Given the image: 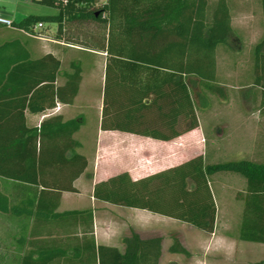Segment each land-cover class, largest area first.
<instances>
[{
	"label": "trees",
	"instance_id": "trees-1",
	"mask_svg": "<svg viewBox=\"0 0 264 264\" xmlns=\"http://www.w3.org/2000/svg\"><path fill=\"white\" fill-rule=\"evenodd\" d=\"M32 1L57 9L58 14L30 15L13 22L14 28L34 33L39 23H56L57 39L106 54L103 131L171 142L199 128L198 112L210 107V95H225L218 84L217 49L231 47L235 35L227 0ZM262 5L264 18V0ZM89 26L94 30L85 32ZM253 57L255 83L261 91L260 113L264 115V37L254 46ZM46 58L54 62L53 73L43 86L40 62ZM42 60L33 59L20 40L0 41V214L41 219L69 229L73 226V233L68 235L81 234L82 238H61V242L67 240V248L61 247L58 254L63 264H160L162 237L143 238L131 230L121 240L122 250L97 246L92 211L58 212L62 193L76 192L74 182L88 168L87 159L78 153L82 146L74 139L85 120L80 116L65 122L55 116L30 128L26 112L38 114L53 109L56 98L62 101L67 90L71 95L65 101L73 103L79 93L82 69L72 64L58 92L54 85L61 64L51 55ZM46 89L53 90V100L47 105L39 102ZM168 102L171 109L163 106ZM149 111L156 114L152 121L147 119ZM108 119L116 122L108 123ZM218 173L239 175L247 184L246 191L238 194L245 206L238 240L264 244L261 160L209 163L206 157L198 156L137 181L124 172L96 184L94 198L168 217L213 234L217 206L210 183ZM55 178L61 182L51 185ZM4 182L20 184L11 187L15 195L6 193ZM51 191L56 192L47 199ZM72 239L79 244L73 245ZM168 252L191 256L176 237ZM45 254L41 253L39 263ZM23 264H28L26 259Z\"/></svg>",
	"mask_w": 264,
	"mask_h": 264
},
{
	"label": "rangeland",
	"instance_id": "rangeland-1",
	"mask_svg": "<svg viewBox=\"0 0 264 264\" xmlns=\"http://www.w3.org/2000/svg\"><path fill=\"white\" fill-rule=\"evenodd\" d=\"M54 14H58L57 9L32 0H0V15H13L17 21L30 15L41 17ZM243 14L236 12L233 22L236 33L230 41L231 47L217 49L218 84L225 90V95H210V107L207 111L198 112L202 134L199 144H188L179 149L153 145L141 139L137 143L131 142L132 138L123 139L119 142L121 146L108 156L115 158L120 168L135 166V169L143 170V174H149L168 167L169 163L166 165L165 161L177 158L175 155L179 154L188 161L204 156L209 163L244 159L264 161V115L260 113L261 91L255 83L257 75L253 57L254 46L264 37V28L262 30L258 19H255V25L250 26L251 31L246 33V20L240 18ZM43 24L44 28L38 31L39 37L57 32L56 23ZM93 28L89 26L85 32ZM7 31L5 26L0 28V41L5 40ZM87 120L86 150L94 158L97 141V116L94 111L87 116ZM107 122L116 121L108 119ZM210 186L217 206L215 236L168 217L144 210L136 211L133 220L135 231L143 238H163L160 264H258L264 261V244L238 240L245 207L238 200V194L246 191V181L239 175L218 173L211 178ZM8 189L12 188L4 185V190ZM6 220L0 215V226ZM175 237L190 252V257L168 252ZM0 264H4L2 260Z\"/></svg>",
	"mask_w": 264,
	"mask_h": 264
},
{
	"label": "crops",
	"instance_id": "crops-1",
	"mask_svg": "<svg viewBox=\"0 0 264 264\" xmlns=\"http://www.w3.org/2000/svg\"><path fill=\"white\" fill-rule=\"evenodd\" d=\"M211 1L215 3L216 0ZM227 3L232 13V26L236 18V12H244L243 17L240 18L246 20V33L251 31L250 26H253V24L255 25L257 19L260 28L263 30L264 18L262 0H227ZM0 17L10 19L13 22H19L13 15H0ZM35 28L37 29L36 33H38V31L42 30L44 27L38 29L36 26ZM6 29L8 31L5 32L6 36L4 41L20 40L26 45L33 59L42 60L44 57L51 55L54 59L60 62L61 67L57 73L54 91H58L59 87L65 85L66 80L64 76L66 73L70 72L72 64H78L81 66L82 81L79 93L73 103L65 101V99H69L71 95V91L67 90L62 94V101H59L56 98V105L54 108L60 106V110L57 113L53 114L52 109H47L43 113L38 114L26 112L27 126L30 128L39 127L44 120L55 116H61L65 122L80 116L84 118L85 123L80 131L74 135V139L82 146L78 150V153L87 159L88 168L85 173L74 182V187L77 190L76 192L62 193L58 212L92 211L96 245L115 247L122 250L123 247L121 245V240L123 237L129 235L131 230L135 231L133 220L137 215L136 211L139 209L126 208L96 200L94 198L95 185L124 172H127L133 181H137L179 166L188 160H183L179 157L181 154L175 155L177 158H169L165 161L166 165L169 163L168 167L160 168L149 174H143V170L139 168L135 169V166L126 169L120 168L117 160L108 156L114 149L121 146L119 142H122L123 139L129 138H132L131 142L135 143L141 139L146 140L153 145H163L167 147L173 146L179 149L188 144H199L202 139V134L199 130L200 126L194 131L184 134L171 142L156 141L120 131H103L101 129V122L105 106L106 54L67 44L65 41L56 38L57 32L52 35L46 33L45 37L32 38L23 30L16 28L10 29L7 27ZM40 63H42L40 77L45 80L43 86H46V84H48L46 83L48 82L46 80H49L52 76L54 62L52 59L46 58ZM43 91L44 93L39 102L47 105L53 100V90L46 89ZM168 105L163 106L165 109H171L172 106L170 102H168ZM92 111H94L97 116V141L94 158L92 157V153H89V151L86 150L85 143V139L88 138L85 133L88 122L87 116L92 114ZM163 114L166 113L163 111ZM155 115L154 112L149 111L147 119L152 121L156 118ZM193 132L197 133L195 137L191 136ZM60 182L61 180L55 178L51 180V185L59 184ZM64 182L65 181L63 180V183ZM4 185L16 187L20 184L4 182ZM21 187H23V185ZM53 192L56 191H51L46 194V197H48L47 199H51L54 196ZM6 193L15 195L12 189H8ZM19 197L23 198L24 194L20 193ZM3 216L7 219L6 223L3 224V226H0V261L2 260L4 264H23L25 259L28 264H35V262L36 264H63L59 259L58 254L61 247L63 249L67 248V246L64 245V242L66 243L67 240L61 242V238H69L68 236H76L79 239L82 238L81 234L68 235L73 233V226L69 229L68 227H61L54 222H43L41 219L35 220L34 218L24 217L16 218L10 215ZM87 225H89V222ZM183 225L187 224L183 223ZM211 235L215 236L216 230ZM71 242L73 245L79 244L76 239H72ZM41 253L46 254L43 255L45 257L42 259V262L39 263Z\"/></svg>",
	"mask_w": 264,
	"mask_h": 264
},
{
	"label": "built area",
	"instance_id": "built-area-1",
	"mask_svg": "<svg viewBox=\"0 0 264 264\" xmlns=\"http://www.w3.org/2000/svg\"><path fill=\"white\" fill-rule=\"evenodd\" d=\"M0 25H2V26H5V27H7V28H14L13 27V21L12 20H10V19H6V18H3V17H0ZM44 27V24L43 23H39L38 25H37V28L38 29H42ZM36 28L34 29V33H28V35L30 36V37H32V38H40L39 36H38V33H36ZM60 110V106H56V108H54V109H52V113L54 114V113H57L58 111Z\"/></svg>",
	"mask_w": 264,
	"mask_h": 264
}]
</instances>
